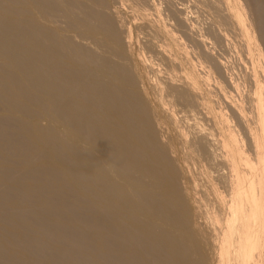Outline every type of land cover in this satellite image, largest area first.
Instances as JSON below:
<instances>
[{"label":"bare ground","instance_id":"6f19581e","mask_svg":"<svg viewBox=\"0 0 264 264\" xmlns=\"http://www.w3.org/2000/svg\"><path fill=\"white\" fill-rule=\"evenodd\" d=\"M121 1L0 0V264H258L264 255L257 252L264 245L263 99L255 95L253 126L242 102H235L223 106L229 116L220 111V137L213 126L194 122L184 132L172 112L194 119L209 110L201 79L185 65L189 57L168 56L166 44L169 50L157 53L167 60V76L151 88L153 101L129 52L128 23L112 9ZM147 3L130 4L148 16L155 5ZM213 3L212 21L250 39L235 11L243 7L264 47V0ZM183 21L172 25L191 30ZM205 50L197 64L211 77L222 62ZM162 108L184 137L178 149L162 130ZM217 156L227 175L214 171ZM192 165L203 168L204 195L194 174L185 181ZM219 186L229 191L228 201ZM205 194L225 206L224 217Z\"/></svg>","mask_w":264,"mask_h":264},{"label":"rangeland","instance_id":"374dc122","mask_svg":"<svg viewBox=\"0 0 264 264\" xmlns=\"http://www.w3.org/2000/svg\"><path fill=\"white\" fill-rule=\"evenodd\" d=\"M129 1V2H128ZM148 1V8H150L151 6H154L155 7H152V9L150 11L147 10V14L148 16H144L142 14V12L136 8L133 7L131 3V0H125L124 1H121V5H118L117 8H115V6L112 8L113 10H118L120 11L123 15H124V18L126 20V22L128 24H125V27H124V30L126 32V41L128 42V47H129V52L132 53L133 57H134V61L135 63L138 65L137 67L139 68V70L142 72L143 76H144V81L148 87V91H149V94L150 96L152 97V100L153 101H156L157 102V99L154 100V93H155V90H152L151 88H154V87H157L158 86V79H165L166 76H167V71H165L166 69V66H167V63L166 61L167 60H164V57L161 56L158 52H160V48L161 47H165V50L163 48H161V51H163L164 53H166L167 51L166 50H169L167 52V55L169 52L173 53V54H177V51H178V54L177 56H183L185 58H188L187 59L189 62H187L185 65L187 67H193V71L194 73L196 72V75L198 77V79H201L200 80V85H201V90L202 92H206L207 93V99L211 101V103H209L210 101L207 102L208 105V111H206L207 109H203L202 111H200L201 113L199 114H196L197 116H195L196 118L193 119V117H190L189 114H184L183 112H179L177 113V111L175 112H172L173 114V117H175V121L178 122L177 124L182 128V130H187V128H189V126H193V122L198 125H204L206 128H210L212 127V129L214 130V132L216 133L218 129H220V127L222 126V124H220L222 121V119L220 118L221 117V112L223 111L224 109V115L225 116H229L231 114V111L230 110H227L225 108H223L224 104L225 103H233L235 104V102H237L236 104L238 103H241V107H243L244 109V113L245 115L248 117V121L249 123L253 125L254 124V120L252 122V119L250 117H253L252 113H255L257 111H255V109H252V108H255L254 105H256V102H255V99L256 97L258 98L259 96V99L262 100L263 99V104H264V58H262L258 52V50H260V48L258 47H262L263 46H260V44L262 45V41H260L261 39H258L257 38V33L259 35V32H256L258 30L255 31V27L254 25L251 23V20L249 18L248 15H246V11L242 8H239V9H235V11H239L237 13H239L241 15V18H244L243 19V25L244 27L248 28V30L252 33H250V39L248 37H244V35H240V34H237V33H240L238 31L240 30H237V27H235L237 31L234 30V28L231 30L230 26L229 27H224L222 28L223 26L219 27L220 25L219 24H216L217 22L216 21H212V19H215L212 18V16L215 14L214 13V9L212 10L211 7L213 8V2L214 0H147ZM159 1V2H158ZM212 1V2H211ZM218 0H216L217 2ZM220 1V0H219ZM239 0H229V3L231 6H235V2H238ZM150 2V3H149ZM158 2V3H157ZM197 2V3H196ZM206 2V3H205ZM228 2V1H227ZM124 3V4H122ZM183 3V4H182ZM213 3V4H212ZM120 4V3H119ZM200 4V5H199ZM211 4V6H210ZM174 5V6H172ZM220 5L222 6L221 2H220ZM129 6V7H128ZM178 6V7H177ZM220 6V7H221ZM127 7V8H126ZM158 7V9H156ZM161 7V8H160ZM207 7V8H206ZM155 8V9H154ZM160 8V9H159ZM175 8V9H173ZM178 8V9H177ZM210 8V9H209ZM177 9V10H176ZM137 10V11H136ZM157 10V12H156ZM163 12H162V11ZM171 10L173 11H176V15H174V17L171 15ZM140 11V12H139ZM152 11V12H151ZM178 11V12H177ZM160 12V14H158ZM167 12H169V15L171 17H169L168 14H166ZM180 12V13H179ZM162 13V14H161ZM213 13V14H212ZM137 14V15H136ZM179 14V15H178ZM212 14V15H211ZM143 15V17H141ZM156 15V16H155ZM162 15V16H161ZM179 16V17H178ZM182 19H181V17ZM215 16V15H214ZM248 16V17H247ZM131 17V18H130ZM133 18V19H132ZM142 18V19H140ZM171 18V20L169 19ZM180 18V19H179ZM188 18V19H187ZM246 18V19H245ZM169 20V21H168ZM176 20H184L183 22L185 23V25L188 27V25L190 26V24H192V26H190L192 29V31L190 30V28L188 27L187 31L188 33L186 34L185 32V29H182L181 28L179 29L178 26L175 27V25H172V24H176L174 22H176ZM245 20V21H244ZM172 21V23H171ZM197 21V22H196ZM190 22V23H188ZM144 23V24H143ZM167 23V24H166ZM170 23V24H169ZM188 23V24H186ZM215 23V24H214ZM250 23V24H249ZM142 24V26H141ZM150 24V25H148ZM149 27H148V26ZM216 25V26H215ZM219 25V26H218ZM249 25V26H248ZM128 26V27H127ZM144 26V27H143ZM156 26V27H155ZM173 27V30L175 29V31H171V27ZM218 27V29H217ZM157 28V29H156ZM201 28V29H200ZM221 28V29H219ZM170 29V30H168ZM196 29V30H195ZM218 32H217V30ZM230 29L229 32H227L228 30ZM129 30V32H128ZM179 30V31H178ZM195 30V31H194ZM139 31V32H138ZM152 31V32H151ZM156 31L158 32L157 33V37L154 38L153 42L157 41L156 43H158V45L156 46H160L159 48L156 47V46H152V45H149V41L152 39V34L153 32ZM160 31V32H159ZM168 31L170 33H168ZM222 31V32H221ZM174 32V33H173ZM181 32V33H180ZM225 35H228L226 36L227 38L224 37L223 33H226ZM169 35H168V34ZM180 33V34H179ZM203 33V34H202ZM207 33V34H206ZM234 33V34H232ZM130 34V35H129ZM184 34V35H183ZM191 34L193 35V38H190ZM202 36H201V35ZM230 34V35H229ZM232 34V35H231ZM174 35V36H173ZM219 35V36H217ZM223 35V36H221ZM169 36V37H168ZM178 36V37H177ZM180 36V38H179ZM185 36V37H184ZM189 36V38H188ZM216 36L218 37V39L216 38ZM231 36V37H230ZM237 36V37H236ZM243 36V37H242ZM253 36V37H252ZM256 38H255V37ZM129 37V38H128ZM161 37V38H160ZM192 37V36H191ZM198 37V39H196ZM201 37V38H200ZM202 37L204 39H202ZM224 37V38H223ZM241 37V38H240ZM159 40H158V39ZM185 38V40H183ZM188 38V39H187ZM200 38V40H199ZM246 42V44H244L245 42H243V40ZM157 39V40H156ZM162 39L163 41L165 42H162ZM193 39V40H192ZM216 39L218 40V43L216 42ZM224 39V41H223ZM243 39V40H242ZM255 39V40H254ZM187 40V41H186ZM196 40V41H195ZM199 40V41H198ZM203 40V41H202ZM213 40V41H212ZM236 40V41H235ZM159 41V42H158ZM174 41V42H173ZM186 41V42H185ZM192 41V42H191ZM195 41V42H194ZM252 41V42H251ZM256 41V42H255ZM180 42H183L182 44H180ZM191 42V43H189ZM193 42H194V45H193ZM203 42V43H202ZM231 42V43H230ZM236 42V43H235ZM238 42V43H237ZM196 43V45H195ZM205 43V45H204ZM249 43V44H248ZM162 44V45H161ZM163 44L165 46H163ZM166 44H169L171 46V48H169L168 46L169 45H166ZM204 46H202V45ZM242 44V45H241ZM248 44V45H247ZM256 44H259L256 45ZM182 45V46H181ZM187 45V47H186ZM192 48H191V46ZM199 45V46H198ZM213 45V46H212ZM251 45V46H250ZM147 46V47H146ZM177 46V47H176ZM179 46H180V49H179ZM196 46L198 48H196ZM201 46V47H200ZM249 46V48H248ZM102 47V46H101ZM182 47V49H181ZM187 49H186V48ZM194 47V48H193ZM157 48V49H155ZM167 48V49H166ZM169 48V49H168ZM173 48V49H172ZM201 48V49H200ZM209 48V49H208ZM264 48V47H263ZM151 49V50H150ZM163 49V50H162ZM176 49V50H174ZM197 49H200L199 51L196 50ZM206 49V50H205ZM235 49V50H234ZM172 50V51H171ZM190 50H193V51H190ZM203 50L207 51V53H209V55L213 58V59H217V61L220 64V67H219V73L216 72V75L218 74V76H216L215 74H211L213 76H209L210 74L207 75V68H204L203 66L204 65H201L199 66V63L198 60H199V57H197L196 55L199 54V52H203ZM210 50V51H209ZM242 50V51H241ZM246 50V51H245ZM155 51V52H154ZM244 51V52H243ZM252 51V52H251ZM169 53V55L171 54ZM192 53V54H191ZM197 53V54H196ZM227 53V54H226ZM239 55H238V54ZM158 54V55H157ZM212 54V55H211ZM168 55V56H169ZM238 55V56H237ZM163 57V58H160ZM178 56V57H179ZM193 58H192V57ZM199 56V55H198ZM155 59H154V58ZM245 57V58H244ZM251 57V58H250ZM259 57V58H258ZM157 58V59H156ZM262 58V60H261ZM229 59V60H228ZM238 59V60H237ZM245 59V60H244ZM248 59V60H247ZM148 60V61H147ZM161 60V61H159ZM164 60V61H163ZM194 62V63H193ZM234 62V63H233ZM248 62V63H247ZM250 62V63H249ZM196 63V64H195ZM240 63V64H238ZM157 64V66L155 65ZM234 66H233V65ZM163 65V66H162ZM188 65H191V66H188ZM198 65V66H197ZM224 65V66H223ZM228 65V66H227ZM223 66V67H222ZM231 66V67H230ZM255 66V67H254ZM168 67V66H167ZM203 67V69H202ZM225 67V68H224ZM237 67V68H236ZM198 68L200 69V71L198 70ZM234 68V69H233ZM202 69V70H201ZM205 69V72H203V70ZM220 69H221V72H220ZM231 69V70H230ZM252 69V70H251ZM167 70V69H166ZM236 70V71H235ZM246 70V71H245ZM180 71V70H178ZM222 71H224L225 73H223ZM229 71V72H228ZM235 71V72H234ZM199 72H201V74H199ZM202 72L206 73V77L203 76ZM242 72V73H241ZM221 73V74H220ZM234 73V74H233ZM199 74V75H198ZM263 74V75H262ZM146 75V76H145ZM166 75V76H165ZM221 75V76H220ZM223 75V76H222ZM165 76V78H164ZM200 76H203V79L200 77ZM209 76V77H208ZM219 77L221 78L222 82H219L221 81L219 78L217 79L219 84H217L218 82L215 79V77ZM225 76V77H224ZM163 77V78H162ZM209 78V79H208ZM225 78V79H224ZM245 79V80H243ZM208 82H207V81ZM226 83H224V81ZM239 80V81H238ZM256 80V81H255ZM205 81V82H204ZM263 81V82H262ZM228 82V83H227ZM231 82V83H230ZM243 82V83H242ZM157 83V84H156ZM225 84L226 87H224L223 84ZM259 83V84H258ZM206 84V85H205ZM216 84V85H215ZM229 84V85H228ZM231 84V86H230ZM245 84V85H244ZM255 84V85H254ZM204 85V86H203ZM222 85V86H221ZM249 85V86H248ZM254 85V86H253ZM260 85V86H258ZM209 86V87H208ZM221 86V87H220ZM233 86V87H232ZM253 86V87H252ZM204 87H207V88H204ZM219 87V88H218ZM243 87V88H242ZM260 87V88H259ZM211 88V89H209ZM221 88H225L224 90H226V92L224 91L223 93V89ZM259 88V89H258ZM207 89V90H206ZM232 89V90H230ZM248 89V90H247ZM256 89V90H255ZM261 90V92H260ZM208 91V92H207ZM256 91V92H255ZM259 91V93H258ZM215 92V93H214ZM229 93V94H228ZM244 93V94H243ZM258 93V94H257ZM214 94V95H213ZM242 94V95H241ZM263 94V95H262ZM224 95V96H223ZM228 97H227V96ZM255 95H258V96H255ZM211 96V97H210ZM262 96V97H261ZM218 97V99H217ZM225 97V100L224 98ZM255 97V98H254ZM221 98V99H220ZM223 98V99H222ZM206 99V101H207ZM243 99V101H241ZM254 99V100H252ZM218 100V101H217ZM223 100V104H222V101ZM229 100V101H228ZM228 101V102H227ZM230 101H233V102H230ZM239 101V102H238ZM221 106H220V104ZM254 103V104H253ZM253 104V105H252ZM212 105V106H211ZM240 105V104H239ZM210 107L214 108L213 110L215 111V113H213L215 115V118L217 120H215L214 116L212 117V111L210 109ZM220 107V108H219ZM216 108V110H215ZM220 110H219V109ZM253 110V112L251 111ZM264 110V106L262 108V111ZM219 111V113L217 114V112ZM221 111V112H220ZM228 111V112H227ZM165 112V113H164ZM209 112V114H208ZM222 112V113H223ZM250 112V113H249ZM252 112V113H251ZM160 113V117L162 118L163 120V131L164 132H167V136L168 134L170 135V137H172L173 139V143L175 144V148L178 149V144L177 142L178 141H182L183 140V136L182 133H180V129H178V125L177 124H172L173 122L170 123V120H169V115L166 113L165 109L162 108V110L159 112ZM182 113V114H181ZM205 113V115H204ZM227 113V114H226ZM264 113V112H263ZM218 115V116H217ZM220 115V116H219ZM186 116V117H185ZM205 116V117H204ZM245 116V117H246ZM250 116V117H249ZM198 117V118H197ZM224 118V116H222ZM235 117V116H234ZM190 118V119H189ZM236 118V117H235ZM187 119V120H186ZM198 119V120H197ZM201 119V120H200ZM220 119V120H219ZM192 120V121H191ZM198 121V122H197ZM214 121V122H213ZM220 123H219V122ZM224 121V119H223ZM234 122H237V119L236 121H234V118H233V121L232 123ZM188 123V124H186ZM201 123V124H200ZM203 123V124H202ZM214 123H217L215 124L214 126ZM231 123V122H229ZM175 125V126H174ZM189 125V126H187ZM221 125V126H220ZM224 125H225V121H224ZM223 125V127H224ZM177 126V127H176ZM220 126V127H219ZM176 127V128H175ZM184 127V129H183ZM180 131H178V130ZM217 129V130H216ZM241 130V131H240ZM185 132V131H184ZM239 132L241 134V137L244 138V135L246 134L244 129L243 128H239ZM179 134L180 137H179ZM216 137H220V134L217 132L216 133ZM169 137V136H168ZM182 139V140H181ZM245 139V138H244ZM218 139L215 141L216 143L215 144H219V145H214L216 148L215 150L217 151L218 150V147H220V151H221V146H220V142H217ZM247 143L246 140L244 142V144ZM243 144V147L247 149V144L244 145ZM219 150L216 152L217 155L220 154L221 156V152ZM221 158V157H220ZM219 156H217V159L219 160H215L218 162V165L215 164V167H214V171L218 172L217 173H220V174H224V175H227L229 173V171L227 172V170L225 169L226 166L220 165L223 167L220 168L219 166V162L222 160L220 159ZM215 162V163H217ZM248 165V166H247ZM250 163L248 164H245L244 167H249ZM193 167L191 168V173L187 175V177L185 178V181L186 183L190 184L191 183V178H190V175L194 174L193 176L196 177L195 179L197 181H199L198 183H200L199 187L198 188V191L199 192L200 190V193L198 194H202L204 195V189L206 191V188H208L207 186V178L204 177L205 174L203 173V168L200 167L199 165H192ZM218 166V167H217ZM199 167V168H198ZM243 167V168H244ZM218 168V169H217ZM228 168V167H227ZM201 169V170H200ZM216 169V170H215ZM220 170V171H219ZM223 170V171H222ZM229 170V169H228ZM202 171V172H201ZM227 174H226V172ZM215 172V173H216ZM225 172V173H224ZM200 173V174H199ZM214 173V175H215ZM201 175V176H200ZM203 175V176H202ZM190 181V182H189ZM203 181V182H202ZM206 184V185H205ZM202 185V186H201ZM222 187V185H220ZM218 187V188H221V187ZM224 189L221 188V190H219L220 192V195L221 197H225L223 199H227L226 201H228L229 197H227V192H229L228 190L225 191V189H227L225 186L223 187ZM224 192H223V191ZM203 191V192H202ZM223 193V194H222ZM196 194V196L198 195ZM227 196H226V195ZM206 195V194H205ZM200 196V195H198ZM204 197H207L206 196H203ZM202 198V197H201ZM207 199H209V201L211 203H213L214 205H216V207L218 205H220L217 200H216V197H214V195L212 194H209V196L207 197ZM206 199V200H207ZM213 201V202H212ZM216 201V202H215ZM215 202V203H214ZM225 206L223 205H220V209L222 210V215L223 217L225 216L226 214V208H223ZM263 248H260L257 250V252H260L262 255L264 253V245L262 246ZM260 250V251H259ZM213 256V257H212ZM211 260L213 261V263L216 262V257L212 254L211 255ZM257 264V263H255ZM258 264H264V255L262 258H260V261L258 262Z\"/></svg>","mask_w":264,"mask_h":264}]
</instances>
